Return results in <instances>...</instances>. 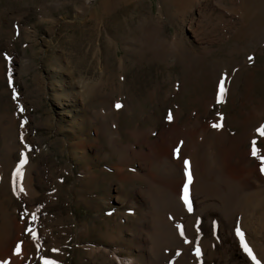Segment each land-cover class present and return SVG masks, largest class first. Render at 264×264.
Returning a JSON list of instances; mask_svg holds the SVG:
<instances>
[{
	"label": "rangeland",
	"instance_id": "obj_1",
	"mask_svg": "<svg viewBox=\"0 0 264 264\" xmlns=\"http://www.w3.org/2000/svg\"><path fill=\"white\" fill-rule=\"evenodd\" d=\"M262 126L264 0H0V264H264Z\"/></svg>",
	"mask_w": 264,
	"mask_h": 264
},
{
	"label": "snow or ice",
	"instance_id": "obj_2",
	"mask_svg": "<svg viewBox=\"0 0 264 264\" xmlns=\"http://www.w3.org/2000/svg\"><path fill=\"white\" fill-rule=\"evenodd\" d=\"M249 59L251 60L252 58L249 57ZM224 89L221 88V93H223ZM120 105H117V107H119ZM21 111H23V109H21ZM258 131H261V134L264 135V126H262L261 129H258ZM252 155L253 156H258V150L255 148V141H253V150H252ZM262 161V166H261V172L264 173V157H259ZM187 163V161L185 162ZM17 175H19V171L17 172ZM21 191H23V188H21ZM237 234L240 235L241 237H243V234L240 233L239 230H237ZM245 250L249 253L250 256H252V251L251 249H249L247 247V245H245ZM197 254H199V250H197ZM254 260L256 259L254 256L252 257ZM45 264H58V262L53 261V260H48L45 259ZM257 264H259V261H257Z\"/></svg>",
	"mask_w": 264,
	"mask_h": 264
},
{
	"label": "bare ground",
	"instance_id": "obj_3",
	"mask_svg": "<svg viewBox=\"0 0 264 264\" xmlns=\"http://www.w3.org/2000/svg\"><path fill=\"white\" fill-rule=\"evenodd\" d=\"M132 260V259H131ZM133 261V260H132ZM131 263V262H130Z\"/></svg>",
	"mask_w": 264,
	"mask_h": 264
}]
</instances>
